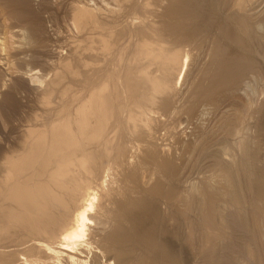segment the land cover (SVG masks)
<instances>
[{
    "label": "rangeland",
    "instance_id": "1",
    "mask_svg": "<svg viewBox=\"0 0 264 264\" xmlns=\"http://www.w3.org/2000/svg\"><path fill=\"white\" fill-rule=\"evenodd\" d=\"M139 28L182 49V63L144 126L125 119L99 163L85 237L40 240L31 256L9 239L0 264H264V0H0V182L47 98L90 83L70 70L97 61L92 36L133 48Z\"/></svg>",
    "mask_w": 264,
    "mask_h": 264
},
{
    "label": "bare ground",
    "instance_id": "2",
    "mask_svg": "<svg viewBox=\"0 0 264 264\" xmlns=\"http://www.w3.org/2000/svg\"><path fill=\"white\" fill-rule=\"evenodd\" d=\"M86 8L76 10L75 14L84 11L82 13L87 15L85 11L90 9ZM91 12H93L92 9ZM95 13L88 14L95 15ZM76 17L78 20L79 15ZM146 25L144 26L146 27ZM147 30L139 28L136 32L135 29L139 39L134 40L136 44L135 46L133 44V48L132 39V43L129 44L131 47H129L118 40L116 32L113 33L114 40L116 38L117 42L114 43L112 42L113 38H108L114 43V48H112L116 56L113 58L110 57L109 50L106 51L107 46L104 48L108 40L104 36H92V40L102 47L99 50L100 53H93L94 58L98 57L97 61L94 63L92 62L94 59H90L93 65L89 61L88 69L79 71L80 69L73 68L70 70L72 75L76 76L77 74L76 78L81 80L90 75V83H87L88 85L85 87L83 78L81 83L83 87L79 94L74 92L71 87L65 86L59 93L58 100L60 102L53 97H48L47 110L28 125V136L24 138L21 152L16 156L8 157L4 163V177L0 182V244L10 239L15 245H18L15 248L17 250L24 251L26 254L41 253L44 250L39 246L40 244L38 245L40 240L46 241V243L47 241L58 243L60 240L56 241V239L58 240L61 238L60 235L64 234L61 241L64 242L66 239V243H64L67 247L69 245L67 240L73 245L71 241L82 240L85 237L87 224L90 221L89 211L94 208L96 199L95 196H90L91 188H94V185L99 182L93 176L96 175L94 173L101 163L105 166V162L112 158L110 152L113 151L111 149L117 143L114 141L119 137L120 132L122 135L125 131L122 122L124 121L126 124L128 122V126L133 132L141 129V125L144 126L147 122L144 120L151 112L154 102L156 103L157 96L171 88L173 76L171 75L172 77H169L171 80H169L167 75L179 68L182 63V49L176 50L175 44L172 46L176 48L175 50H172L170 45L171 49H169L168 44L170 43L166 46L165 41V43L160 42L165 37L161 38L160 36V41H157L158 39L151 38L149 34L151 32L148 30V33ZM121 36L122 34L118 35V37ZM124 58L126 64L123 65ZM244 63L240 64L243 66ZM86 80L89 82V79ZM74 82L77 84V79ZM79 87L81 86L78 85ZM123 96L124 98L127 96L126 99L130 103L126 101L128 106L126 102L124 104ZM55 100L58 103H55ZM124 113L127 114V117L122 120ZM110 160L108 161L110 162ZM63 242L59 245L56 243L57 248ZM9 243L7 244L9 245ZM47 245L49 246V243L45 244V246ZM10 253V257L3 258L6 261L16 260L15 256L18 253L16 251Z\"/></svg>",
    "mask_w": 264,
    "mask_h": 264
},
{
    "label": "water",
    "instance_id": "3",
    "mask_svg": "<svg viewBox=\"0 0 264 264\" xmlns=\"http://www.w3.org/2000/svg\"><path fill=\"white\" fill-rule=\"evenodd\" d=\"M186 4L189 5L188 2H186ZM243 60H244L243 57H238V58L235 59V61H234V65H233V67H234V71H235L236 74H238V75H240V73H241V66H242V65L240 66V62H243ZM147 207H148V206H147ZM147 207H145L144 210H146ZM133 223H134V225H133L134 228H135V227H138V226L140 225V223L137 222V219H136V222H133ZM154 237H155V236H154Z\"/></svg>",
    "mask_w": 264,
    "mask_h": 264
}]
</instances>
